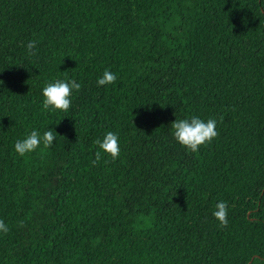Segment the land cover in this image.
Segmentation results:
<instances>
[{"label": "trees", "instance_id": "1", "mask_svg": "<svg viewBox=\"0 0 264 264\" xmlns=\"http://www.w3.org/2000/svg\"><path fill=\"white\" fill-rule=\"evenodd\" d=\"M53 79L81 84L67 112ZM193 115L217 120L197 152L171 128ZM0 220V264H264V0H0Z\"/></svg>", "mask_w": 264, "mask_h": 264}, {"label": "clouds", "instance_id": "2", "mask_svg": "<svg viewBox=\"0 0 264 264\" xmlns=\"http://www.w3.org/2000/svg\"><path fill=\"white\" fill-rule=\"evenodd\" d=\"M37 41L31 40L27 43V55L37 54ZM115 73L105 69L103 74L96 79L98 87L112 85L116 81ZM81 84L75 80L53 79L46 82L42 88V108L47 111L67 112L72 104L73 94L78 92ZM217 120L213 118L203 119L200 116H190L175 119L172 124V136L177 143L191 152H197L205 144L211 143L218 135ZM57 140V132L54 127L41 132L33 129L14 143V151L20 157L34 153L41 148H50ZM99 150L111 156L113 160L121 154L120 137L117 132L108 131L102 139L96 141ZM99 155V154H98ZM212 215L219 221L221 226L228 223V206L225 201H219L215 205ZM9 226L0 220V234H6Z\"/></svg>", "mask_w": 264, "mask_h": 264}]
</instances>
